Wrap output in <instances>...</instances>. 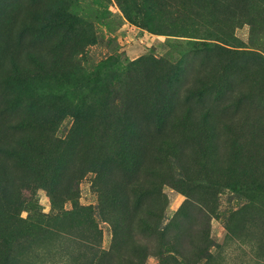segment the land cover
Wrapping results in <instances>:
<instances>
[{
    "label": "rangeland",
    "instance_id": "obj_1",
    "mask_svg": "<svg viewBox=\"0 0 264 264\" xmlns=\"http://www.w3.org/2000/svg\"><path fill=\"white\" fill-rule=\"evenodd\" d=\"M0 264H264V0H0Z\"/></svg>",
    "mask_w": 264,
    "mask_h": 264
},
{
    "label": "trees",
    "instance_id": "obj_2",
    "mask_svg": "<svg viewBox=\"0 0 264 264\" xmlns=\"http://www.w3.org/2000/svg\"><path fill=\"white\" fill-rule=\"evenodd\" d=\"M8 145H9V142L8 140H5ZM62 140H59V142H61ZM19 144L22 145V150H15V153H18L19 156L23 159H28L30 158L33 154H30V153H26L24 151H28V150H25V149H30V143H29V140H27V138H22L20 141H19ZM69 188L67 187L65 190H68ZM51 190H54L53 188H51ZM52 193V192H51Z\"/></svg>",
    "mask_w": 264,
    "mask_h": 264
}]
</instances>
